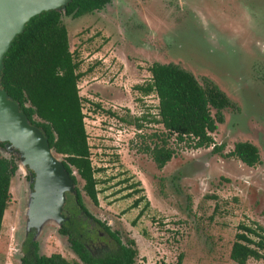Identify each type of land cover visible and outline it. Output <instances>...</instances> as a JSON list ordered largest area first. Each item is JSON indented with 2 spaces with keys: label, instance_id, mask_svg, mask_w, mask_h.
<instances>
[{
  "label": "rangeland",
  "instance_id": "rangeland-1",
  "mask_svg": "<svg viewBox=\"0 0 264 264\" xmlns=\"http://www.w3.org/2000/svg\"><path fill=\"white\" fill-rule=\"evenodd\" d=\"M61 20L83 74L77 88L98 170L97 204L84 195L73 170L75 183L55 186L59 207L42 205L40 173L18 166L1 222L0 264H20L30 221L38 254L78 260L57 233L59 222L75 211L67 205L74 188L93 217L122 240H134L135 264H236L229 251L237 225L264 229V0H111L99 11ZM152 63H173L226 94L233 107L222 111L211 135L221 150L188 149L171 139L175 155L161 169L143 152L164 133L151 121L157 118L155 95L134 89L149 81ZM244 141L258 150L254 167L224 156ZM0 156L17 166L23 153L6 142ZM245 264L264 262L250 258Z\"/></svg>",
  "mask_w": 264,
  "mask_h": 264
},
{
  "label": "trees",
  "instance_id": "trees-1",
  "mask_svg": "<svg viewBox=\"0 0 264 264\" xmlns=\"http://www.w3.org/2000/svg\"><path fill=\"white\" fill-rule=\"evenodd\" d=\"M110 1L70 0L63 12L49 10L31 17L12 40L0 71V88L28 123L41 131L48 147L62 156V166L72 183H75L72 171L76 172L83 181L82 192L94 205L97 204L94 174L98 170L90 159L82 99L77 88L83 74L78 71L79 61L74 52L69 50L61 17L76 19L103 9ZM147 71L149 81L134 89L143 95L154 94L157 99V118L152 117L151 121L160 124L164 133L159 143L143 148L156 168L161 169L175 155V149L169 145L171 139L175 145L183 144L188 149L212 146L213 150H221L215 147L211 135L223 121L222 111L233 107L226 94L207 78L199 84L190 72L173 63H152ZM224 156L234 157L247 167H254L260 161L257 148L246 141L236 142ZM16 170L13 160L0 156V229L10 200V178ZM72 198L67 201L68 210L75 211L67 215L57 233L66 237L78 260L68 261L59 253L38 254L35 231L30 230L21 245L20 264H135L134 240H122L117 232L93 217L83 205L77 188ZM138 199L132 202V208L137 207ZM141 215L140 210L135 219ZM99 233L104 235L101 237ZM92 243L97 246L95 253L89 250ZM229 258L236 264H245L250 258L264 262V229L254 223H239ZM180 260L181 255L178 263Z\"/></svg>",
  "mask_w": 264,
  "mask_h": 264
},
{
  "label": "water",
  "instance_id": "water-1",
  "mask_svg": "<svg viewBox=\"0 0 264 264\" xmlns=\"http://www.w3.org/2000/svg\"><path fill=\"white\" fill-rule=\"evenodd\" d=\"M69 1L0 0V71L5 53L15 36L22 32L25 23L43 11L63 12ZM0 132L6 136V138L0 139V142H8L23 153V156L18 160L17 167L22 163L25 170L29 166L40 173L44 183V196L39 202L42 205L56 202V206L59 207V200L54 194L55 186L62 182L69 183L70 177L64 170L61 161H57L51 155L52 150L48 147L42 133L38 131V128L28 123L25 115L1 88ZM59 196L61 198L63 194H59ZM39 217H46L44 211L39 212ZM53 219L58 223L57 218ZM30 226H35L34 222H29L28 231L31 230Z\"/></svg>",
  "mask_w": 264,
  "mask_h": 264
},
{
  "label": "flooded vegetation",
  "instance_id": "flooded-vegetation-1",
  "mask_svg": "<svg viewBox=\"0 0 264 264\" xmlns=\"http://www.w3.org/2000/svg\"><path fill=\"white\" fill-rule=\"evenodd\" d=\"M107 5H108V4H107ZM17 168H18V167H17ZM66 218H67V215H66L65 219H66ZM65 219H64V220H65ZM64 220H63L62 222H64ZM62 222H60V224H61ZM99 235L102 237L104 234L99 233ZM99 249H100V248H99ZM89 250H90L91 253H95L96 250H97V246H96V244H95V243H92L91 246H90V248H89Z\"/></svg>",
  "mask_w": 264,
  "mask_h": 264
},
{
  "label": "bare ground",
  "instance_id": "bare-ground-1",
  "mask_svg": "<svg viewBox=\"0 0 264 264\" xmlns=\"http://www.w3.org/2000/svg\"><path fill=\"white\" fill-rule=\"evenodd\" d=\"M4 138H6L5 134L2 133V132H0V139H4ZM20 168H23V171L25 170V169H24V166H23L22 163L19 165V169H20Z\"/></svg>",
  "mask_w": 264,
  "mask_h": 264
}]
</instances>
